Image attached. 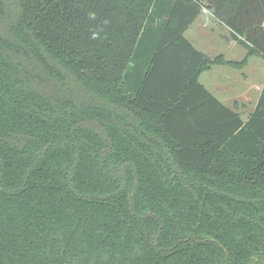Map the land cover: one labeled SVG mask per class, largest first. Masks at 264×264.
Returning a JSON list of instances; mask_svg holds the SVG:
<instances>
[{"label":"trees","instance_id":"16d2710c","mask_svg":"<svg viewBox=\"0 0 264 264\" xmlns=\"http://www.w3.org/2000/svg\"><path fill=\"white\" fill-rule=\"evenodd\" d=\"M204 9L241 61L184 37ZM3 13L0 264H264V80L246 118L198 81L264 58V0H0ZM32 59L99 103L39 91Z\"/></svg>","mask_w":264,"mask_h":264},{"label":"rangeland","instance_id":"374dc122","mask_svg":"<svg viewBox=\"0 0 264 264\" xmlns=\"http://www.w3.org/2000/svg\"><path fill=\"white\" fill-rule=\"evenodd\" d=\"M13 9V8H12ZM9 10V9H8ZM13 18L11 17V14L9 13H3L0 14V33L4 36H11L9 33V25ZM196 25H192L189 30H187L184 33L185 37H192L194 39ZM192 35V36H191ZM199 36V41L202 43L204 41V35ZM209 43L213 44L211 42L210 38H207ZM221 42H215L213 44L216 48L217 47H224L226 45V42L224 41L223 44H219ZM218 44V45H217ZM226 50H224V55L226 58H231L234 60H240L243 55L242 52H246L242 47L236 46V48L228 49L225 47ZM212 50V52L216 53L218 51ZM240 57V58H239ZM33 61H28V68L32 70L34 74V85L35 87L50 96H63L67 98H72L76 104H84V103H94L98 104L99 101L93 98L86 90L83 89L82 85L73 79L70 75H67L64 71L60 70L58 73L60 75H57V71H54L56 75H52L44 70V68L41 66V62L38 60L32 59ZM242 73L248 74L250 76H256L258 78L262 77V82L264 79V58L260 56H254L249 59V62H247V65L242 68H232L225 66L224 68H213L212 71L205 72L202 74L201 81L205 82V78L209 80L208 84H219L223 82V84L230 82L231 77H242ZM229 75V76H228ZM232 81V80H231ZM252 84V83H251ZM255 86H260V83H255L254 87H252V90L250 91L251 97L250 102L247 104H244V108L239 106V109H236V111L240 114L242 118H246L251 113V107L254 103L255 93L258 91V89L255 88ZM211 87V85L209 86ZM236 87H243L241 82L239 83V86ZM255 89V91L253 90Z\"/></svg>","mask_w":264,"mask_h":264},{"label":"crops","instance_id":"0c3cea01","mask_svg":"<svg viewBox=\"0 0 264 264\" xmlns=\"http://www.w3.org/2000/svg\"><path fill=\"white\" fill-rule=\"evenodd\" d=\"M197 23L196 25V30H195V35L194 39L191 37H185L191 45L199 52L204 54L205 56L209 58H215L216 56L221 55L226 61H241L245 55L247 54V49L240 45L238 42H236L231 36H230V30L229 28L217 17L212 15L208 10L204 9L197 17L196 19L192 22V24L184 31V33L189 30V28ZM204 35V41L200 43L199 41V36ZM192 36V35H191ZM201 37V40H202ZM207 38L211 39V42L215 44V42H226V45L224 47H215L213 44L209 43ZM219 43V44H221ZM218 45V44H217ZM236 46L242 47L244 50H246L245 54L242 52L243 57L240 60H234V59H229L226 58L224 55V50L225 47L228 49H233L236 48ZM217 49L216 53L212 52V50ZM258 56V55H254ZM250 56L247 60L249 62ZM261 57V56H260ZM240 58V57H239ZM247 65V64H246ZM224 64H215L212 65L210 69L205 70L201 72L198 76V81L214 96L216 97L219 101H221L224 105L232 108V109H239V106L244 108V104H247L250 102V97H251V90L252 87H254L255 83H260V86H255L258 91L254 92L255 93V98H254V103L253 106L251 107L250 112H252L257 99L260 95V92L262 90V77L258 78L256 76H250L248 74L242 73V77H231L230 82L223 84L225 80L222 83L219 84H208L209 80L205 78V82L201 81L202 74L205 72L212 71L213 68H224ZM230 67V66H228ZM229 76V75H228ZM264 80V79H263ZM241 82L243 87H236L239 86V83ZM252 83V84H251ZM211 85V87H209ZM255 91V89H253ZM244 105V106H243Z\"/></svg>","mask_w":264,"mask_h":264}]
</instances>
